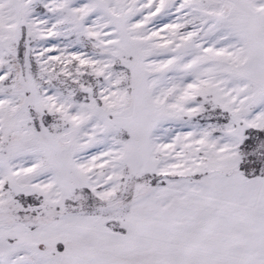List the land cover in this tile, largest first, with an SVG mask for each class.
Instances as JSON below:
<instances>
[{
	"label": "snow or ice",
	"instance_id": "obj_1",
	"mask_svg": "<svg viewBox=\"0 0 264 264\" xmlns=\"http://www.w3.org/2000/svg\"><path fill=\"white\" fill-rule=\"evenodd\" d=\"M0 264H264V0H0Z\"/></svg>",
	"mask_w": 264,
	"mask_h": 264
}]
</instances>
